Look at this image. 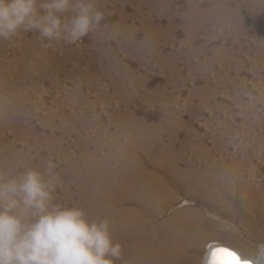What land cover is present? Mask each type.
I'll return each instance as SVG.
<instances>
[{
	"label": "rangeland",
	"instance_id": "obj_1",
	"mask_svg": "<svg viewBox=\"0 0 264 264\" xmlns=\"http://www.w3.org/2000/svg\"><path fill=\"white\" fill-rule=\"evenodd\" d=\"M96 8L104 19L75 44H49L35 31L0 40V169L43 172L54 201L84 207L90 220L86 197L109 205L119 215L116 264H127V207L136 203L126 200V180L135 175L152 208L140 209L155 222L195 219L194 264L213 242L255 261L264 249V0H96ZM89 167L100 195L83 175Z\"/></svg>",
	"mask_w": 264,
	"mask_h": 264
},
{
	"label": "clouds",
	"instance_id": "obj_2",
	"mask_svg": "<svg viewBox=\"0 0 264 264\" xmlns=\"http://www.w3.org/2000/svg\"><path fill=\"white\" fill-rule=\"evenodd\" d=\"M103 19L96 0H0V40L35 31L49 44H75ZM55 187L33 168L0 169V264H116L122 245L113 242L108 221L55 202Z\"/></svg>",
	"mask_w": 264,
	"mask_h": 264
},
{
	"label": "bare ground",
	"instance_id": "obj_3",
	"mask_svg": "<svg viewBox=\"0 0 264 264\" xmlns=\"http://www.w3.org/2000/svg\"><path fill=\"white\" fill-rule=\"evenodd\" d=\"M1 117V115H0ZM7 117V116H6ZM10 117V116H9ZM3 119V118H2ZM1 121V120H0ZM141 122V121H140ZM121 123V122H120ZM143 123V122H142ZM3 124V123H2ZM126 124V123H125ZM129 124V123H128ZM141 124V123H140ZM1 125V124H0ZM7 125V124H6ZM132 125V124H131ZM4 126V124H3ZM138 126V125H137ZM141 127V126H139ZM144 127V126H143ZM142 127V128H143ZM4 128V127H3ZM6 128V127H5ZM4 128V129H5ZM129 128V127H128ZM132 128V127H131ZM2 129V130H4ZM124 129V128H122ZM147 129V128H146ZM127 130V129H126ZM1 131V130H0ZM121 131V130H120ZM125 132V131H124ZM134 132V131H133ZM145 132V131H144ZM121 133V132H120ZM149 133V132H148ZM117 134V133H116ZM119 134V133H118ZM126 134V133H125ZM129 134V133H128ZM132 134V133H131ZM130 134V135H131ZM127 135V134H126ZM134 134H132L133 136ZM142 135V134H141ZM1 136V135H0ZM6 136V135H5ZM137 136V135H136ZM148 136V135H147ZM118 137V136H117ZM7 138V136L5 137ZM116 138V137H115ZM148 138V137H147ZM154 138V137H153ZM135 139V138H134ZM133 139V140H134ZM161 139V138H160ZM119 140V139H118ZM131 140V139H130ZM132 140V142H133ZM147 140V139H145ZM148 141V140H147ZM158 141V140H157ZM117 142V141H116ZM137 143V142H136ZM157 143V142H156ZM160 143V142H159ZM165 143V142H164ZM6 144V143H5ZM118 144V143H117ZM134 144V143H133ZM143 146V144H142ZM156 146V144H155ZM158 146V143H157ZM169 146V145H168ZM117 147V146H116ZM119 147V146H118ZM136 147V146H135ZM154 147V146H153ZM166 147V146H165ZM149 148H150V144H149ZM167 148V147H166ZM171 148V147H170ZM125 149V148H124ZM138 149V148H137ZM146 149V148H145ZM153 149V148H150ZM165 149V148H164ZM120 150V149H119ZM139 150V149H138ZM137 150V151H138ZM125 151V150H124ZM130 151V150H129ZM156 151V150H155ZM162 151V150H161ZM164 151V150H163ZM166 151V150H165ZM168 151V150H167ZM5 152V151H4ZM10 152V151H9ZM18 152V151H17ZM128 152V151H127ZM16 153V152H15ZM122 153V152H121ZM137 153V152H136ZM176 153V152H175ZM1 154V153H0ZM4 154V153H3ZM7 154V153H6ZM18 154V153H17ZM161 154V153H160ZM146 155V154H145ZM163 155V154H162ZM170 155V154H169ZM172 155V154H171ZM177 156L179 154H176ZM94 156V155H93ZM137 156V155H136ZM147 156V155H146ZM152 156V154H151ZM207 156V155H206ZM90 157V156H88ZM105 157V156H104ZM119 157V156H118ZM144 157V156H143ZM149 157V156H148ZM160 157V156H159ZM170 157V156H169ZM174 157V155H173ZM8 158V157H6ZM81 158V157H80ZM86 158V157H84ZM83 158V159H84ZM93 158V157H92ZM98 158V157H97ZM124 158V157H123ZM152 158V157H151ZM163 158V157H162ZM167 158V157H166ZM226 158V157H224ZM119 159V158H118ZM132 159V158H131ZM164 159V158H163ZM188 159V158H187ZM186 159V160H187ZM218 159V158H216ZM234 159V157H233ZM13 160V159H12ZM22 160V159H21ZM95 160V159H94ZM93 160V161H94ZM148 160V159H147ZM154 160V159H153ZM168 160V159H166ZM4 161V160H3ZM17 161V160H16ZM30 161V160H29ZM32 161V160H31ZM83 161V160H82ZM88 161V160H87ZM91 161V160H90ZM107 161V160H106ZM157 161V159H156ZM185 161V160H184ZM192 161V160H191ZM195 161V160H194ZM228 161V160H227ZM99 162V161H98ZM112 162V161H111ZM118 162V161H117ZM122 162V161H121ZM137 162V160H136ZM151 162V161H149ZM154 162V161H153ZM176 162V161H175ZM190 162V160H189ZM196 162V161H195ZM225 162V161H224ZM229 162V161H228ZM233 162V161H232ZM241 162V161H240ZM8 163V162H7ZM18 163V162H16ZM83 163V162H82ZM106 163V162H105ZM104 163V164H105ZM119 163V162H118ZM164 163V162H163ZM177 163V162H176ZM202 163V162H201ZM209 163V161H208ZM222 162H220L219 164L221 165ZM10 164V163H9ZM115 164V163H114ZM134 164V163H133ZM139 164V163H138ZM151 164V163H150ZM196 164V163H195ZM198 164V163H197ZM226 164V163H225ZM4 165V164H3ZM16 165V164H15ZM34 165V164H33ZM72 165V164H71ZM75 165V164H73ZM86 167V164H84ZM94 165V164H92ZM132 165V164H131ZM167 165V164H166ZM165 165V166H166ZM174 165V164H173ZM189 165V164H188ZM192 165V164H191ZM189 165V166H191ZM202 165V164H201ZM208 165V164H207ZM230 165V164H229ZM80 166V165H79ZM105 166V165H103ZM107 166V165H106ZM109 166V165H108ZM112 166V165H111ZM129 166V165H128ZM137 166V165H136ZM151 166V165H150ZM160 166V165H159ZM194 166V165H192ZM1 167V166H0ZM71 167V166H70ZM141 167V165H140ZM137 168V169H140ZM156 167V166H155ZM158 167V166H157ZM164 167V166H163ZM174 167V166H173ZM182 167V166H181ZM196 167V166H195ZM194 167V168H195ZM206 167V166H205ZM215 167V166H214ZM6 168V167H5ZM8 168V167H7ZM24 168V167H23ZM46 168V167H44ZM76 168V167H75ZM99 168V167H98ZM116 168V167H115ZM114 168V169H115ZM127 168V167H126ZM132 168V167H131ZM130 168V169H131ZM143 168V167H142ZM189 168V167H187ZM210 168V166H209ZM219 168V167H218ZM228 168V167H227ZM109 169V168H107ZM125 169V168H124ZM146 169V168H145ZM159 169V168H158ZM171 169V167H170ZM185 169V168H184ZM198 169V168H197ZM200 169V168H199ZM229 169V168H228ZM232 169V168H231ZM14 170V169H13ZM20 170V169H19ZM25 170V169H24ZM43 170V169H41ZM71 170V169H70ZM149 170V169H147ZM169 170V169H168ZM180 170V169H179ZM239 170V169H238ZM95 169L89 167L83 175H87V180L91 179V176L95 173ZM114 171V170H113ZM117 171V170H116ZM131 171V170H130ZM135 171V170H134ZM165 171V170H164ZM175 171V170H173ZM177 171V170H176ZM203 171V170H202ZM221 171V170H220ZM236 171V170H235ZM14 172V171H13ZM74 172V171H73ZM101 172V171H100ZM123 172V171H122ZM141 172V171H139ZM169 172V171H168ZM182 172V170L180 171ZM185 172V171H184ZM190 172V171H189ZM201 172V171H200ZM231 172V171H230ZM241 172V171H240ZM239 172V173H240ZM19 173V172H18ZM77 173V172H76ZM111 173V172H109ZM131 173V172H130ZM148 173V172H147ZM166 173V172H165ZM178 173V172H177ZM186 173V172H185ZM206 173V172H205ZM220 173V172H219ZM223 173V172H222ZM238 173V172H237ZM75 174V173H74ZM78 174V173H77ZM81 174V173H79ZM112 174V173H111ZM119 174V172H118ZM159 174V173H158ZM164 174V173H163ZM170 174V172H169ZM184 174V173H183ZM191 174V173H190ZM202 174V173H201ZM73 175V173H72ZM85 175V176H86ZM115 175V174H114ZM138 175V174H137ZM156 175V174H155ZM193 175V174H192ZM198 175V174H197ZM70 176V175H69ZM95 176V175H94ZM104 176V175H103ZM110 176V174H109ZM108 176V177H109ZM120 176V175H119ZM129 176V175H128ZM134 176V175H133ZM132 176V177H133ZM149 176V175H148ZM147 176V178H148ZM225 176V175H224ZM227 176V175H226ZM80 177V176H79ZM141 177V176H140ZM140 177L135 175L134 179L128 178L127 177V202L129 200H133L136 205L133 207H127V264H182L183 263V254L189 253L190 258L192 256L191 259H189V261H186L190 264H194V260H193V254L191 253V247L196 245L197 242V234L200 235V231H202L201 229H198L196 231V229L194 228V224H195V219L191 216H179V214H172L168 219L164 220V221H157L155 222L152 217L147 216L142 208H149L152 209L150 206H148V196L145 194H142V188H139L138 184H139V180L141 181V179H139ZM152 177V176H151ZM160 177V176H159ZM205 177V176H203ZM213 177V176H212ZM230 177V176H229ZM101 178V177H100ZM111 178V177H110ZM113 178V177H112ZM111 178V179H112ZM146 178V177H145ZM168 178V177H167ZM179 178V177H178ZM193 178V177H192ZM73 179V178H72ZM75 179V178H74ZM93 179V178H92ZM90 180L93 184V190L95 191L96 195H100L103 191V188L99 185L96 184L95 181ZM95 179V178H94ZM116 179V178H114ZM124 179V178H123ZM122 179V180H123ZM150 179V177H149ZM164 179V177H163ZM186 179V178H184ZM194 179V178H193ZM204 179V178H203ZM226 179V178H225ZM85 180V179H84ZM105 180V179H104ZM117 180V179H116ZM153 180V179H152ZM159 180H161L159 178ZM217 180V178H216ZM231 180V179H230ZM106 181V180H105ZM148 181V180H147ZM166 181V180H165ZM180 181V179H179ZM200 181V180H199ZM77 182V181H76ZM86 182V181H85ZM98 182V181H97ZM143 182V181H141ZM158 182V181H157ZM176 182V181H175ZM212 182V181H211ZM210 182V183H211ZM222 182V181H221ZM226 182V181H224ZM230 182V181H229ZM244 182V181H243ZM248 182V181H247ZM78 183V182H77ZM81 183V182H80ZM109 183V182H108ZM134 183V184H133ZM138 183V184H137ZM165 183V182H164ZM181 183V182H180ZM194 183V182H193ZM196 183H198L196 181ZM205 183V182H203ZM214 183V182H213ZM220 183V182H219ZM142 184V183H141ZM155 184V183H154ZM175 184V183H174ZM201 184V183H200ZM232 184V183H231ZM79 185V184H78ZM81 185V184H80ZM91 185V184H90ZM115 185V184H114ZM145 185V184H144ZM188 185V184H187ZM198 185V184H197ZM242 185V184H241ZM250 185V183H249ZM253 185V184H252ZM117 186V185H116ZM146 186V185H145ZM148 186V185H147ZM156 186V185H155ZM170 186V185H169ZM173 186V185H172ZM204 186V185H203ZM216 186V185H215ZM232 186V185H231ZM258 186V185H257ZM91 187V186H90ZM110 187V186H109ZM123 187V186H122ZM121 187V188H122ZM125 187V186H124ZM186 187V186H185ZM223 187V186H222ZM239 187V186H238ZM248 187V186H247ZM87 188V187H86ZM125 188V189H126ZM145 188V187H144ZM173 188V187H172ZM194 188V187H193ZM205 188V187H204ZM208 188V187H207ZM215 188V187H214ZM252 188V187H249ZM261 188V187H260ZM83 189V188H82ZM85 189V188H84ZM105 189V188H104ZM108 189V188H107ZM149 189V188H148ZM146 189V190H148ZM167 189V188H166ZM209 189V188H208ZM241 189V188H240ZM254 189V188H253ZM124 190V189H123ZM162 190V189H161ZM169 189H167L168 191ZM174 190V189H172ZM193 190V189H192ZM220 190V189H219ZM248 190V189H247ZM262 190V188H261ZM77 191V190H76ZM86 191V190H85ZM108 191V190H106ZM112 191V190H111ZM153 191V190H152ZM197 191V190H196ZM74 192V191H71ZM115 192V191H114ZM121 191H119L120 193ZM123 192V191H122ZM146 192V191H145ZM166 192V191H165ZM215 192V191H214ZM227 192V191H226ZM233 192V191H232ZM251 192V191H250ZM264 192V191H262ZM87 193V192H86ZM89 193V192H88ZM117 193V192H116ZM125 193V192H124ZM147 193V192H146ZM156 193V191H155ZM193 193V192H192ZM207 193V192H206ZM205 193V194H206ZM225 193V192H224ZM74 194V193H73ZM71 194V195H73ZM84 194V193H83ZM106 194V193H105ZM115 194V193H114ZM123 194V193H121ZM126 194V193H125ZM124 194V195H125ZM153 194V193H152ZM166 194V193H165ZM173 194V193H172ZM188 194V193H187ZM195 194V193H194ZM227 194V193H226ZM235 194V193H234ZM256 194V193H255ZM259 194V193H258ZM257 194V195H258ZM87 195V194H86ZM90 195V194H89ZM111 195V194H110ZM160 195V194H159ZM164 195V194H163ZM168 195V194H167ZM190 195V194H189ZM193 195V194H192ZM199 195V194H197ZM202 195V193H201ZM210 195V193H209ZM228 195V194H227ZM242 195V194H241ZM244 195V194H243ZM242 195V196H243ZM103 196V195H102ZM162 196V195H161ZM174 196V194H173ZM233 196V195H232ZM253 196V195H252ZM256 196V195H255ZM254 196V197H255ZM263 196V195H262ZM106 197V196H104ZM109 197V196H108ZM171 197V196H170ZM202 197V196H201ZM205 197V196H204ZM246 197V196H245ZM103 198V197H102ZM112 198V197H111ZM122 198V197H121ZM174 198V197H173ZM177 198V196H176ZM190 198V197H189ZM196 198V197H195ZM210 198V197H209ZM229 198V197H228ZM114 199V198H112ZM152 199V198H150ZM165 199V198H164ZM212 199V198H211ZM216 199V198H214ZM230 199V198H229ZM247 199V198H246ZM263 199V198H262ZM81 200V199H79ZM122 200V199H120ZM157 200V198H156ZM162 200V199H161ZM191 200V199H190ZM213 200V199H212ZM217 200V199H216ZM227 200V199H226ZM123 201V200H122ZM154 201V198H153ZM163 201V200H162ZM110 202V201H109ZM152 202V201H151ZM169 202V201H168ZM201 202V201H200ZM210 202V201H209ZM228 202V201H227ZM258 202V201H257ZM78 203V202H77ZM124 203V202H123ZM122 203V204H123ZM211 203V202H210ZM219 203V202H218ZM88 204H92L93 205V209H92V213L95 215L93 216V220L99 221L100 218H98L96 215H99L100 213H105L106 217L102 220H107L110 226V232H111V236L113 239V234L118 232L115 229V225L116 223V219L119 216L118 213L116 211H112L110 210V206L104 204L103 202H101L99 200V198L97 197H86L85 199V206ZM116 204V203H115ZM126 204V203H125ZM124 204V205H125ZM132 204V203H131ZM151 204V203H150ZM154 204V203H153ZM163 204V203H162ZM170 204V203H169ZM213 204V203H212ZM240 204V203H239ZM247 204V202H246ZM112 205V204H111ZM119 205V204H118ZM223 205V204H222ZM228 205V204H227ZM256 205V204H255ZM131 206V205H130ZM220 206V205H219ZM233 206V204H232ZM231 206V207H232ZM245 205H243L244 207ZM254 206V205H253ZM262 206V205H261ZM113 207V206H112ZM156 207V206H155ZM183 207V206H182ZM181 207V208H182ZM252 207V206H251ZM84 208V207H83ZM87 208V207H86ZM126 208V207H125ZM158 208V207H157ZM160 208V206H159ZM189 208V207H188ZM194 208V206H193ZM222 208V207H221ZM245 208V207H244ZM198 209V208H197ZM220 209V208H219ZM251 209V208H250ZM114 210V209H113ZM160 210V209H159ZM162 210V209H161ZM185 210V209H184ZM193 210V209H192ZM199 210V209H198ZM229 210V209H228ZM234 210V209H233ZM261 210V209H260ZM87 211V210H86ZM148 211V210H147ZM151 211V210H150ZM153 211V210H152ZM151 211V212H152ZM155 211V210H154ZM181 211V210H180ZM179 211V212H180ZM195 211V209H194ZM197 211V210H196ZM230 211V210H229ZM264 211V210H263ZM121 212V211H120ZM159 212V211H158ZM191 212V211H190ZM250 212V211H249ZM252 212V211H251ZM259 212V211H258ZM261 212V211H260ZM122 213V212H121ZM149 213V212H148ZM164 213V212H163ZM197 213V212H196ZM162 214V212H161ZM165 214V213H164ZM188 214V213H187ZM193 214V213H191ZM198 214V213H197ZM204 214V212H203ZM230 214V213H229ZM236 214V213H235ZM238 214V213H237ZM255 214V213H254ZM253 214V215H254ZM125 215V214H124ZM159 215V214H158ZM157 215V216H158ZM169 215V214H168ZM251 215V214H250ZM204 216V215H202ZM239 216V215H238ZM243 216V215H242ZM263 216V215H262ZM167 217V216H165ZM206 217V216H204ZM254 217V216H253ZM252 217V218H253ZM256 217V216H255ZM197 218V217H196ZM200 218V217H199ZM119 219V218H118ZM123 219V220H125ZM159 219V218H158ZM165 219V218H163ZM237 219V218H236ZM205 220V219H204ZM234 220V219H233ZM241 220V219H240ZM258 220V219H257ZM243 221V220H242ZM264 221V220H263ZM217 222V221H216ZM255 222V221H254ZM126 223V222H125ZM197 223V222H196ZM257 223V222H256ZM124 224V223H123ZM121 223V225H123ZM230 224V223H229ZM253 224V222H252ZM202 225V223H201ZM246 225V224H245ZM257 225V224H256ZM262 225V224H260ZM216 226V225H215ZM237 226V225H236ZM247 226V225H246ZM211 227V226H210ZM231 228V226H229ZM233 227V226H232ZM121 228V227H120ZM217 228V227H216ZM229 228V229H230ZM238 228V227H237ZM125 229V228H124ZM206 229V228H205ZM227 229V230H229ZM119 230V229H118ZM214 230V229H213ZM231 230V229H230ZM248 230V229H247ZM263 230V229H262ZM123 231V230H122ZM218 231V230H217ZM249 231V230H248ZM254 231V230H253ZM219 232V231H218ZM238 233V232H237ZM244 233V232H243ZM260 233V232H259ZM122 234V233H121ZM229 234V233H228ZM258 234V233H257ZM262 234V233H261ZM123 235V234H122ZM217 235V234H216ZM230 235V234H229ZM252 235V234H251ZM118 236V235H117ZM117 238V237H116ZM120 238V237H119ZM125 238V237H124ZM233 238V237H232ZM258 238V237H257ZM264 238V237H263ZM118 239V238H117ZM123 239V238H122ZM229 240V239H228ZM233 240V239H232ZM113 242H118L117 240L113 239ZM125 242V241H124ZM228 242V241H227ZM237 242V241H236ZM235 242V243H236ZM239 242V241H238ZM120 243V242H119ZM241 243V242H240ZM122 244V242H121ZM194 244V245H193ZM213 245H218V246H223L221 243L218 242H213L210 244H207V248L206 251L204 253V255L202 256L199 264H209V249L210 246ZM231 246V245H230ZM124 250V249H123ZM238 250V249H235ZM257 253V252H256ZM123 255V254H122ZM241 255V254H240ZM185 256V255H184ZM245 257V256H244ZM125 258V257H124ZM185 258V257H184ZM186 260V259H185ZM255 262L257 264H261V262H264V249H261L259 253H257L256 258H254ZM121 261V260H119ZM126 263V262H124ZM187 263V264H188Z\"/></svg>",
	"mask_w": 264,
	"mask_h": 264
},
{
	"label": "snow or ice",
	"instance_id": "obj_4",
	"mask_svg": "<svg viewBox=\"0 0 264 264\" xmlns=\"http://www.w3.org/2000/svg\"><path fill=\"white\" fill-rule=\"evenodd\" d=\"M209 264H251L237 250L230 247L213 245L209 249Z\"/></svg>",
	"mask_w": 264,
	"mask_h": 264
},
{
	"label": "water",
	"instance_id": "obj_5",
	"mask_svg": "<svg viewBox=\"0 0 264 264\" xmlns=\"http://www.w3.org/2000/svg\"><path fill=\"white\" fill-rule=\"evenodd\" d=\"M247 260H249L251 262V264H257L255 261H252L250 259H247Z\"/></svg>",
	"mask_w": 264,
	"mask_h": 264
}]
</instances>
